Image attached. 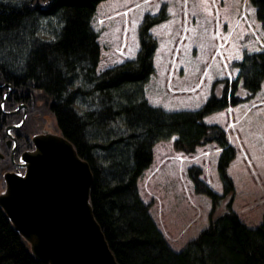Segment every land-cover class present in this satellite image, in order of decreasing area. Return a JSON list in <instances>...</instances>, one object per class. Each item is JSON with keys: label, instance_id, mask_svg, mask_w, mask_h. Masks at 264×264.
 I'll use <instances>...</instances> for the list:
<instances>
[{"label": "trees", "instance_id": "trees-1", "mask_svg": "<svg viewBox=\"0 0 264 264\" xmlns=\"http://www.w3.org/2000/svg\"><path fill=\"white\" fill-rule=\"evenodd\" d=\"M101 1L0 0V84L13 89L1 107L21 101L29 116L43 111L55 117L61 134L90 166L93 214L119 264H264V219L250 228L231 209L233 185L226 169L234 148L220 126L203 121L258 91L264 79V2L200 0L203 13L218 20L234 77L215 81L198 109L168 111L145 97L156 48L149 29L165 19L164 10L145 15L133 59L97 72L100 47L90 21ZM7 89L0 87V100ZM172 136L174 148L188 153L208 142L222 148L221 195L199 180L198 171L191 175L213 209L226 198L223 212L180 251L168 246L137 190L153 145ZM0 264H47L32 255L1 207Z\"/></svg>", "mask_w": 264, "mask_h": 264}, {"label": "rangeland", "instance_id": "rangeland-1", "mask_svg": "<svg viewBox=\"0 0 264 264\" xmlns=\"http://www.w3.org/2000/svg\"><path fill=\"white\" fill-rule=\"evenodd\" d=\"M162 9L165 19L149 29L156 48L145 97L150 105L168 111L198 109L212 94L215 81L234 77L228 52L221 48L218 20L203 13L200 0L99 2L90 21L100 47L96 70L133 59L145 15ZM48 119L46 123L53 121ZM203 121L220 126L234 148L226 169L233 185L231 209L247 227L255 228L264 219V79L251 98L210 113ZM174 140L172 136L153 145L151 163L139 176L137 190L168 246L180 251L223 212L226 198L213 209L210 198L195 190L191 175L198 171L199 180L221 195L217 162L222 148L208 142L188 153L175 149Z\"/></svg>", "mask_w": 264, "mask_h": 264}, {"label": "water", "instance_id": "water-1", "mask_svg": "<svg viewBox=\"0 0 264 264\" xmlns=\"http://www.w3.org/2000/svg\"><path fill=\"white\" fill-rule=\"evenodd\" d=\"M32 141L20 156L23 173L3 172L0 190V207L32 255L47 264H119L93 214L88 162L62 134Z\"/></svg>", "mask_w": 264, "mask_h": 264}, {"label": "flooded vegetation", "instance_id": "flooded-vegetation-1", "mask_svg": "<svg viewBox=\"0 0 264 264\" xmlns=\"http://www.w3.org/2000/svg\"><path fill=\"white\" fill-rule=\"evenodd\" d=\"M12 92L13 89L8 87L7 90L2 91L1 98L4 100ZM36 103L39 104L40 102ZM18 104H22L21 107L17 108ZM28 111L27 104L21 101L12 108L0 110V116L3 115V118L0 119V180L2 173L6 171L23 173L24 167L20 165V156L23 152L34 148L33 136L50 131L61 134L56 119L50 112L36 111L31 112L29 116ZM8 116L11 118L5 122L4 120ZM48 118L53 119V121L50 120V123H46ZM43 126H50V128H43Z\"/></svg>", "mask_w": 264, "mask_h": 264}]
</instances>
